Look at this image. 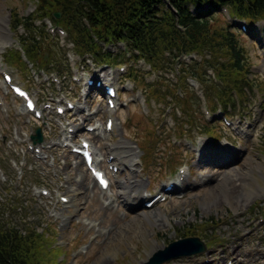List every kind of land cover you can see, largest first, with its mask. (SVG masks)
<instances>
[{"label": "rangeland", "instance_id": "obj_1", "mask_svg": "<svg viewBox=\"0 0 264 264\" xmlns=\"http://www.w3.org/2000/svg\"><path fill=\"white\" fill-rule=\"evenodd\" d=\"M36 13L37 0H0V19L9 31L4 43L0 39V67L12 71L15 81L32 87L40 104L54 96L71 98L80 107L70 113L69 120L75 123L70 125L77 127V136L93 140L99 165L111 175L109 193L114 197L107 203L108 195L77 155L62 146L49 147L66 134L55 125L52 109L38 122L7 88H0L4 102L0 104V225L44 233L54 251L60 247V264H145L155 252L189 236L200 237L208 250L163 264H227L229 260L264 264V20L250 24L235 15L231 18L226 8L217 15L220 23L241 30L254 84L245 101L236 98L233 111H225L210 106L203 84L196 79L187 78L192 90L181 89L180 63H175V70L157 71L143 59L129 58L117 66L99 63L91 54L80 56L67 33L51 30L54 22ZM16 16L33 17V25L46 24V30L55 35L44 40L41 55L47 53V61L52 62L44 68L45 75L31 56L35 67L9 57L10 51L21 52L22 38L40 37L24 25L12 29ZM120 48L124 45L105 49L119 52ZM194 58L201 56L194 54ZM132 66L141 70L139 80L128 77ZM84 74L103 77L107 83L113 74L119 88L116 108L108 109L100 89L84 88L85 78L74 80ZM207 74L209 83L214 72L207 69ZM151 89L158 95L152 96ZM173 90L183 95L180 98H192L189 116L167 97ZM109 116L114 121L109 133L85 132L87 125L102 121L104 126ZM37 127L43 128V157L27 146ZM121 142L134 149L132 165L125 154L108 159L112 147ZM222 147L230 154L216 157ZM113 163L119 166L117 172L109 168ZM172 181L180 188L153 207L144 205ZM123 184L135 187L133 196L139 199L134 205L120 197ZM40 188L49 189L50 194H40ZM59 195L73 200L62 203Z\"/></svg>", "mask_w": 264, "mask_h": 264}, {"label": "trees", "instance_id": "obj_2", "mask_svg": "<svg viewBox=\"0 0 264 264\" xmlns=\"http://www.w3.org/2000/svg\"><path fill=\"white\" fill-rule=\"evenodd\" d=\"M223 7L250 24L264 20V0H37L36 14L64 28L80 56L91 54L99 63L117 66L129 58L143 59L156 71L175 70V63H180L177 71L184 78L179 89L192 90L187 78H194L203 84L212 108L233 111L236 98L245 101L248 89L254 88V84L239 35L241 30L230 23H220L217 16L222 14ZM32 19L18 16L12 29L24 25L26 30L40 34L39 39L22 38V45L39 66L47 67L52 62L41 52L45 38L55 35L46 30V24L33 25ZM108 45H124V48L118 49L119 52L106 51ZM190 54L201 59L191 58L188 63L184 57ZM9 57L25 64L16 50L10 51ZM207 69L214 72L209 83L205 80ZM140 73L141 70L132 66L127 75L139 80ZM171 92L174 93L167 97L175 99L189 116L193 110L192 98H180V93ZM150 93L158 95L153 89ZM205 130L211 133L210 129ZM48 239L31 228L24 231L9 224L0 225V264H60V247L54 251Z\"/></svg>", "mask_w": 264, "mask_h": 264}, {"label": "water", "instance_id": "obj_3", "mask_svg": "<svg viewBox=\"0 0 264 264\" xmlns=\"http://www.w3.org/2000/svg\"><path fill=\"white\" fill-rule=\"evenodd\" d=\"M59 16V12H56ZM47 57V54L45 55ZM33 138L37 142L43 141L41 128H37ZM207 244L198 236H189L171 242L164 250H159L145 264H163L173 259L201 254L207 250Z\"/></svg>", "mask_w": 264, "mask_h": 264}, {"label": "bare ground", "instance_id": "obj_4", "mask_svg": "<svg viewBox=\"0 0 264 264\" xmlns=\"http://www.w3.org/2000/svg\"><path fill=\"white\" fill-rule=\"evenodd\" d=\"M4 22H5L4 19H0V28H1L0 39H1V42L2 43H4L6 41L4 39L6 38V35L9 32V31H5V29H4L5 28ZM99 128H100L99 129L100 133L101 134L102 133L105 134L106 131L105 130L103 131V129L105 128V126L103 127V126H101L99 124ZM122 143L125 144L126 142H121L120 145L113 146L112 151H111L110 154H115L116 156L117 155L120 156L121 154H125L124 157L127 160L131 161V165H132V163H133V156H134V149H132L130 146L122 145ZM95 154H96V158H97V151L96 150H95ZM222 154L223 155L230 154V151H227V147H222V148H219V149L216 150V157H219ZM97 160H98V158H97ZM134 161H135V159H134ZM78 172L83 173L82 169H79ZM138 186H139V183L137 182L136 185H135V187H138ZM135 187L131 186V184L130 185L129 184L128 185L127 184L126 185L123 184V186L120 187V194H119L120 197H123L124 201L127 200L128 203L131 204V205H134L138 201V199H139V197L134 198V196H133V193L135 192V190H134ZM110 191H111V187H109L108 189L105 190V192H103L104 195H108V198H106L107 203H109V199H112L114 197L111 193H109ZM68 198H69V202L68 203H70L73 200V197L72 196L71 197L68 196ZM110 202H111V200H110ZM155 203H158V201H156Z\"/></svg>", "mask_w": 264, "mask_h": 264}, {"label": "snow or ice", "instance_id": "obj_5", "mask_svg": "<svg viewBox=\"0 0 264 264\" xmlns=\"http://www.w3.org/2000/svg\"><path fill=\"white\" fill-rule=\"evenodd\" d=\"M104 183V186L106 187L107 186V184H106V181L105 182H103Z\"/></svg>", "mask_w": 264, "mask_h": 264}]
</instances>
